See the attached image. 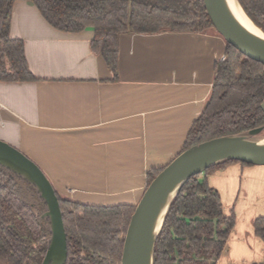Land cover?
<instances>
[{
    "label": "crops",
    "instance_id": "obj_1",
    "mask_svg": "<svg viewBox=\"0 0 264 264\" xmlns=\"http://www.w3.org/2000/svg\"><path fill=\"white\" fill-rule=\"evenodd\" d=\"M94 33L60 30L34 1L15 0L11 35L23 39L37 78L0 80V139L32 158L67 198L137 204L148 171L182 151L227 41L216 31L122 33L115 79L92 49ZM208 181L237 216L216 264L261 262L254 222L264 215V165L231 163Z\"/></svg>",
    "mask_w": 264,
    "mask_h": 264
},
{
    "label": "trees",
    "instance_id": "obj_2",
    "mask_svg": "<svg viewBox=\"0 0 264 264\" xmlns=\"http://www.w3.org/2000/svg\"><path fill=\"white\" fill-rule=\"evenodd\" d=\"M54 27L78 32L92 26L94 52L119 77L120 35L162 31H216L203 0H32ZM264 31V0H239ZM15 0H0V80L27 81L31 71L22 38L11 35ZM202 113L192 124L185 150L203 141L264 125V63L245 56L227 42L225 57ZM226 159L192 176L174 198L158 235L154 264H216L236 224L225 211L219 190L208 175L231 163ZM148 171V185L163 169ZM204 176V177H202ZM24 182L37 201L23 194ZM67 232L65 264H121L124 236L136 208L132 203L92 204L72 200L57 190ZM45 202L34 186L0 165V264H42L50 245ZM37 208H40L37 209ZM264 242V215L254 222ZM254 264H264L256 262Z\"/></svg>",
    "mask_w": 264,
    "mask_h": 264
},
{
    "label": "water",
    "instance_id": "obj_3",
    "mask_svg": "<svg viewBox=\"0 0 264 264\" xmlns=\"http://www.w3.org/2000/svg\"><path fill=\"white\" fill-rule=\"evenodd\" d=\"M203 1L218 33L245 56L264 63V31L249 17L242 4L263 35L250 31L238 19L229 0ZM263 130L264 125L203 141L181 151L164 166L136 204L124 236L121 264H154L156 241L170 205L192 176L226 159L264 165V142L253 138ZM0 165L34 186L46 204L42 216L49 220L51 238L42 264H65L68 258L67 232L60 200L51 180L32 158L2 139Z\"/></svg>",
    "mask_w": 264,
    "mask_h": 264
},
{
    "label": "bare ground",
    "instance_id": "obj_4",
    "mask_svg": "<svg viewBox=\"0 0 264 264\" xmlns=\"http://www.w3.org/2000/svg\"><path fill=\"white\" fill-rule=\"evenodd\" d=\"M232 10L234 11L235 15L238 17V19L252 32L263 35L262 31L255 26V24L251 21V19L248 17V15L245 13L244 9L242 8L239 0H229ZM261 141L264 142V137L260 138ZM164 213V211H163ZM162 213V214H163ZM162 219V218H161ZM160 219V221H161Z\"/></svg>",
    "mask_w": 264,
    "mask_h": 264
},
{
    "label": "rangeland",
    "instance_id": "obj_5",
    "mask_svg": "<svg viewBox=\"0 0 264 264\" xmlns=\"http://www.w3.org/2000/svg\"><path fill=\"white\" fill-rule=\"evenodd\" d=\"M263 137H264V130L260 134L253 136V138H256V139H260ZM19 183L22 186L23 194L27 198V201L30 202L35 207H38L37 201L34 198V196L32 195V192L29 190L28 186L26 184H24V182H22V181H20ZM37 209L40 210V208H37Z\"/></svg>",
    "mask_w": 264,
    "mask_h": 264
}]
</instances>
